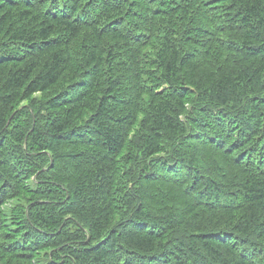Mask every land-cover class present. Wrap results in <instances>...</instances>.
<instances>
[{
  "label": "trees",
  "instance_id": "16d2710c",
  "mask_svg": "<svg viewBox=\"0 0 264 264\" xmlns=\"http://www.w3.org/2000/svg\"><path fill=\"white\" fill-rule=\"evenodd\" d=\"M0 264H264V0H0Z\"/></svg>",
  "mask_w": 264,
  "mask_h": 264
}]
</instances>
